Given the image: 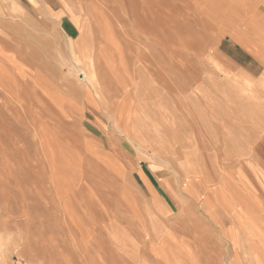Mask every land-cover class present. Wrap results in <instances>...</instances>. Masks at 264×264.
<instances>
[{"label":"rangeland","instance_id":"obj_1","mask_svg":"<svg viewBox=\"0 0 264 264\" xmlns=\"http://www.w3.org/2000/svg\"><path fill=\"white\" fill-rule=\"evenodd\" d=\"M263 17L0 0V264H254Z\"/></svg>","mask_w":264,"mask_h":264},{"label":"crops","instance_id":"obj_2","mask_svg":"<svg viewBox=\"0 0 264 264\" xmlns=\"http://www.w3.org/2000/svg\"><path fill=\"white\" fill-rule=\"evenodd\" d=\"M245 3H250L254 1L255 7L257 10L264 11V0H243ZM264 18V17H263ZM264 26V24H263ZM238 42V40H235ZM224 58L229 59L227 55H224ZM230 60V59H229ZM259 176H257V179ZM258 181V180H257ZM262 181V179H261ZM246 183V182H245ZM259 187L264 185V182L262 181L263 185L260 184L259 182H255ZM247 184V183H246ZM197 187L199 186V183L197 182ZM249 185V183H248ZM257 199L259 200L258 203L260 204V210H256L255 217L252 216V219H255L254 225H255V234H256V242H255V249L250 248L251 256L253 257L252 261L254 264H264V241H263V236H264V213H263V206L261 202L264 201V194L263 195H256ZM259 234L261 236L258 239ZM240 250H242V245L240 243Z\"/></svg>","mask_w":264,"mask_h":264},{"label":"bare ground","instance_id":"obj_3","mask_svg":"<svg viewBox=\"0 0 264 264\" xmlns=\"http://www.w3.org/2000/svg\"><path fill=\"white\" fill-rule=\"evenodd\" d=\"M214 46V45H213ZM200 77V76H199ZM170 94V93H169Z\"/></svg>","mask_w":264,"mask_h":264}]
</instances>
